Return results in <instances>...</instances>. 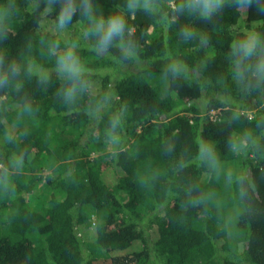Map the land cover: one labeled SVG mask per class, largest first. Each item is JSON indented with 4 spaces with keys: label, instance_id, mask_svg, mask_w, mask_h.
<instances>
[{
    "label": "trees",
    "instance_id": "16d2710c",
    "mask_svg": "<svg viewBox=\"0 0 264 264\" xmlns=\"http://www.w3.org/2000/svg\"><path fill=\"white\" fill-rule=\"evenodd\" d=\"M89 2L97 18L124 16L123 43L135 55L119 37L97 49L84 35ZM188 2L139 0L129 10V0H0V193L16 192L0 194V264H264V80L247 67L254 60L239 74L233 54L246 33L264 38V0H222L209 17L177 11ZM71 44L86 83L68 103L71 81L57 64ZM6 113L78 136L61 158L58 141L6 129ZM201 142L213 146L215 164L201 157ZM231 162L241 164L229 196L244 208L239 251L217 206L215 166ZM48 168L54 175H31ZM10 171L21 182L5 184Z\"/></svg>",
    "mask_w": 264,
    "mask_h": 264
},
{
    "label": "clouds",
    "instance_id": "9594fccd",
    "mask_svg": "<svg viewBox=\"0 0 264 264\" xmlns=\"http://www.w3.org/2000/svg\"><path fill=\"white\" fill-rule=\"evenodd\" d=\"M222 0H190L187 4H180L177 7V11H183L185 7L189 11H199L200 15L204 17H209L212 12L218 8ZM141 6L139 0H129L128 9L134 10ZM144 7H149L147 3L143 5ZM74 8L69 5L68 8L62 10L60 15V27L63 28L65 25V20L70 19ZM86 15L91 20L90 25L85 29L84 35L86 37L97 38L95 47L97 49H107L113 41L119 37L120 47L124 51L126 56L135 55L133 48L129 45H125L124 33L126 21L123 15H113L107 19L103 17H95L92 12L91 3L86 5ZM188 30H185V35H190ZM76 45L71 44L64 49L61 57L58 60L57 68L69 81H71V86L63 90V96L66 102L73 103L77 99L78 94L83 91L84 84V74L86 72L85 67L80 63L79 58L75 52ZM233 54L238 57L236 60L237 72L242 75L243 70L241 68L242 61H253L254 66L249 64L248 68H253V74L260 80H264V38H261L259 34L256 33H246L243 38L234 42L233 44ZM171 70L175 73L182 70L180 65H171ZM5 82L4 79L0 78V83ZM120 123L119 115H116L112 119L111 124V136L110 139L115 141L116 129ZM200 154L202 158L207 159L212 164L216 163V156L211 144L204 142L200 143Z\"/></svg>",
    "mask_w": 264,
    "mask_h": 264
},
{
    "label": "rangeland",
    "instance_id": "374dc122",
    "mask_svg": "<svg viewBox=\"0 0 264 264\" xmlns=\"http://www.w3.org/2000/svg\"><path fill=\"white\" fill-rule=\"evenodd\" d=\"M172 6H174V4L171 3ZM153 85L154 86H159L161 88V84H165V80L162 77H155L153 79ZM13 116L17 115L16 113H11ZM11 114L6 113V115L3 118V123L5 125V128L8 129L9 131L16 133L18 132V130L20 128L23 127H29L31 130H33L39 137L42 138H46L47 141H51L52 143L56 144L57 141V146L54 149V154L55 153H59L61 155V158H64V154L66 152V148L67 146L70 144L71 140L75 137L78 136V133L74 132V134H67V135H63L59 132L60 130V125H50L47 126L45 123L41 122L40 118H36L33 116L28 117V119H26V122H23V126L22 125H18L15 124L16 122H20L22 121V117L21 118H17L15 119L13 116H11ZM213 115L215 116L216 113H213ZM253 116V115H251ZM16 120V122H15ZM138 132H140V130H138ZM113 151L112 148H108L106 149V152H102L101 154H97V155H92L91 157L94 158H98L99 155H106V154H110ZM70 162V160H67L65 162V164H68ZM59 164L61 162H58ZM241 169V164L239 163H227V164H218L215 166V170H216V175L215 178L217 180V182L221 185L222 187V192L223 195L220 196V201L218 202L217 206L218 208L222 211H224L225 215V228H226V233H227V238L229 240V243L233 246V248L238 249V251L241 249V247L244 244V234L242 233V231L239 229L238 227V219L239 216L241 215L242 210L244 209L243 207L237 206V205H233L231 203V199H230V195L232 194V192L238 190V187H233L232 184L230 183V176L233 175H237L239 173ZM11 172V171H10ZM53 169L48 168L45 171H35L33 172V174H31L32 172H23V171H18V173L20 174H31L33 176H35L37 178V176H42L43 178H46L49 175H54L53 174ZM17 173L15 172H11L9 174H7L9 176V181H6L5 184H10V182L12 180H17ZM18 181V180H17ZM18 182H21V180H19ZM17 193H19L17 191ZM1 197H6L8 199V196L11 198V200H14V198L16 197L15 194L16 192L14 191V187L13 186H8L5 187L4 190L2 191ZM50 199L48 196H44L42 198L41 204L43 206V208H50ZM4 216L6 217L7 215L4 212H0V218ZM93 249L96 251V248L93 246ZM101 264V263H100ZM103 264V263H102ZM199 264H202L201 262ZM211 264H220L218 260H213V262H211Z\"/></svg>",
    "mask_w": 264,
    "mask_h": 264
}]
</instances>
